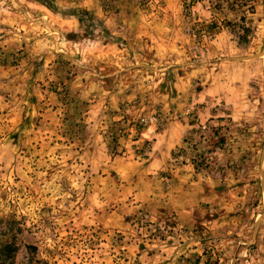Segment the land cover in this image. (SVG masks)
Returning a JSON list of instances; mask_svg holds the SVG:
<instances>
[{
	"label": "rangeland",
	"instance_id": "rangeland-1",
	"mask_svg": "<svg viewBox=\"0 0 264 264\" xmlns=\"http://www.w3.org/2000/svg\"><path fill=\"white\" fill-rule=\"evenodd\" d=\"M38 1L44 43L0 51V264H264V0ZM184 120L149 174L137 142ZM183 163L191 229L164 190Z\"/></svg>",
	"mask_w": 264,
	"mask_h": 264
},
{
	"label": "crops",
	"instance_id": "crops-1",
	"mask_svg": "<svg viewBox=\"0 0 264 264\" xmlns=\"http://www.w3.org/2000/svg\"><path fill=\"white\" fill-rule=\"evenodd\" d=\"M11 1L13 4L9 3L11 5L7 6L9 8L3 5L8 3L0 1V51H7L12 42L26 40L25 34H22L23 29L33 33V37L28 38V40H33L37 44L44 43L45 39L43 40V38L45 37L40 36L41 32L49 29V25L51 24H43L45 23L43 19H48L50 22L53 19V13L56 11H50L38 0ZM71 24L73 26L76 25L74 21ZM8 28H12L14 31L18 30L20 37L17 38L18 35L14 31L4 34ZM11 33L14 35H11ZM54 43L57 50L53 52L58 54L61 43L59 41ZM193 127L194 125L187 120L169 121L162 131L157 132V128L153 126L143 134V138L137 143L153 141V148L148 155L150 157L147 159L146 166L149 174H159V172L165 171V168L168 167V164L173 159L174 151L181 147L185 138L190 135ZM192 169V166L184 163L181 164V167L177 169L178 174L175 175L176 179L168 180L170 182L169 187L164 189L167 191L166 197L168 198L169 206L171 207L174 204V208L171 207L172 210L170 212H175L176 219L182 227L187 229L193 228L196 223L193 212L195 209L194 192L197 183H195L194 175L190 174ZM153 186L154 191L152 194L156 197V190L161 186V183L154 179Z\"/></svg>",
	"mask_w": 264,
	"mask_h": 264
},
{
	"label": "trees",
	"instance_id": "trees-1",
	"mask_svg": "<svg viewBox=\"0 0 264 264\" xmlns=\"http://www.w3.org/2000/svg\"><path fill=\"white\" fill-rule=\"evenodd\" d=\"M241 21L244 22V19L242 18ZM26 247H27V249L29 250L30 255L33 256L32 258H30V260H29V264H41V263H40L38 260H36V258H35V257H36V254H37V248L34 247V246H31V245H28V246H26ZM4 249H5V252L7 251L6 249H8V252H9L10 255L13 254V248H12L11 245L6 244V246L3 247V251H4ZM11 249H12V250H11Z\"/></svg>",
	"mask_w": 264,
	"mask_h": 264
}]
</instances>
